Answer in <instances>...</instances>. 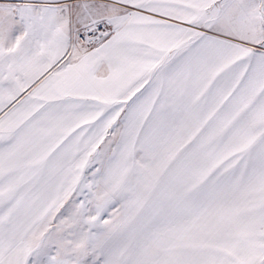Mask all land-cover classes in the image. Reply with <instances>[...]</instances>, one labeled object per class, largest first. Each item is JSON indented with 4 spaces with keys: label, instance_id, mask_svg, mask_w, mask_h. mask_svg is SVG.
<instances>
[{
    "label": "snow or ice",
    "instance_id": "snow-or-ice-1",
    "mask_svg": "<svg viewBox=\"0 0 264 264\" xmlns=\"http://www.w3.org/2000/svg\"><path fill=\"white\" fill-rule=\"evenodd\" d=\"M0 264H264V0H0Z\"/></svg>",
    "mask_w": 264,
    "mask_h": 264
}]
</instances>
